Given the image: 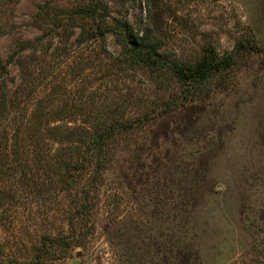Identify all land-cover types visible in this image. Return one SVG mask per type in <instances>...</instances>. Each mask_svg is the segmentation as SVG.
<instances>
[{"label":"rangeland","instance_id":"rangeland-1","mask_svg":"<svg viewBox=\"0 0 264 264\" xmlns=\"http://www.w3.org/2000/svg\"><path fill=\"white\" fill-rule=\"evenodd\" d=\"M83 1L0 0V264H264V0H93L104 20ZM137 34L166 70L241 50L189 87L135 64ZM26 120L50 145L20 149ZM111 120L81 210L74 169Z\"/></svg>","mask_w":264,"mask_h":264},{"label":"trees","instance_id":"trees-1","mask_svg":"<svg viewBox=\"0 0 264 264\" xmlns=\"http://www.w3.org/2000/svg\"><path fill=\"white\" fill-rule=\"evenodd\" d=\"M93 0H84L81 7L74 12L75 15L80 16L81 19H92L101 18L104 20L106 12V7L103 6L101 11V15L99 14V10L91 5ZM87 2V3H86ZM116 24L122 27L125 34L130 37L132 36L133 30L130 25L127 23H122L117 21ZM99 30V29H96ZM144 37H139L138 34L134 37V39L128 41L130 44V53H133L135 64L139 67L145 68L148 72L153 74L156 70L157 74H173L174 77L179 82L187 81L189 87L195 86L197 83H202L206 81L211 75H215L219 72L225 71L226 69L231 68L236 61V58L241 50V43L236 44L234 50L229 54L219 58L213 51H211L208 55H203L193 64L183 67H172L171 70L163 69L162 60L160 59L161 55L154 47L146 46V49L143 47L141 49V45L144 43ZM123 47L127 46V43H122ZM4 69V66L0 62V70ZM191 85V86H190ZM143 119H135L125 121L127 123L128 128L134 127L132 129L141 128V123H143ZM39 122V121H37ZM27 124H31L30 121H22L21 126H23L22 130L15 135V143H17L25 152L28 151H36L35 148L37 145L42 143L43 145H50V137L48 139L41 140L40 137L35 138L32 136L29 131L26 132L25 128ZM140 125V126H139ZM122 122L117 120H111L108 124H105L102 128L93 130L91 135L88 138L86 143V155L84 157L83 162L81 164H77L75 166L74 171H78L81 173V177H83V183L79 185V188L82 192V196L79 195L78 201H76L78 207L81 210H88V200L87 197H91V193H95L97 187L102 186L103 182V172L108 169L107 164L111 163L113 156L116 151V146L119 144V136L123 134L124 128L127 127ZM116 137V139H115ZM41 140V142H40ZM66 140H68V136L66 135ZM125 140L122 139V142ZM66 142H71V139ZM25 155V154H24ZM23 160L28 161V155H25ZM22 176V175H21ZM192 183V181H191ZM75 193L78 192V189H74ZM82 213V211H79Z\"/></svg>","mask_w":264,"mask_h":264},{"label":"water","instance_id":"water-1","mask_svg":"<svg viewBox=\"0 0 264 264\" xmlns=\"http://www.w3.org/2000/svg\"><path fill=\"white\" fill-rule=\"evenodd\" d=\"M215 1V0H214Z\"/></svg>","mask_w":264,"mask_h":264}]
</instances>
